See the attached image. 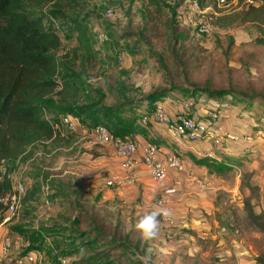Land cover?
<instances>
[{"label": "rangeland", "instance_id": "obj_1", "mask_svg": "<svg viewBox=\"0 0 264 264\" xmlns=\"http://www.w3.org/2000/svg\"><path fill=\"white\" fill-rule=\"evenodd\" d=\"M159 1L160 11L149 0H80L76 9H67L73 17L89 20L98 39L92 63L82 53H74L79 48L75 24L55 14L52 5L30 9L39 15L44 12L46 29L60 35L62 46L53 52L60 62L59 80L75 82L78 90L73 99L63 101L53 95L41 101L50 108L47 117L59 120L60 141L37 143L26 160L11 159L1 166L26 189L42 188L41 198L24 204L11 223L17 235L25 230L21 240L31 242L28 250L35 254V264H89L85 258L107 248L93 231V220L109 233L139 238L135 222L153 208H161L156 204L161 198L167 199L163 208L174 223L160 217L157 237L146 241L145 255H151L154 264H260L258 258L264 255V101L258 96H264V45L256 38L264 36V27L217 25L216 16L243 7L239 0H229L226 6L208 9L212 29L200 34L194 0ZM108 10L114 14L109 16ZM190 16L194 23L188 21ZM157 89L171 92L143 101ZM209 90L221 93L213 97ZM244 93L250 97L240 95ZM188 99L196 106L191 116L205 124L210 122L208 112L220 109L226 116L224 132L236 135V144L250 136L248 146L234 153L226 147L233 142L227 140L224 146L213 145L214 155L209 157L195 144L198 152L191 149L185 156L193 174L169 175L156 182L142 162L126 171L110 146L87 148L81 139L92 135L99 123L120 128L135 122L138 129L153 133L149 142L184 155L187 152L181 148L185 146L173 139L169 125L155 118L154 107L160 104L172 116ZM144 115L149 117L148 124L143 122ZM66 118L74 121L78 132L70 129ZM226 154L233 163L223 158ZM199 158L211 168L202 166ZM115 173L134 180L109 186L107 181ZM204 179L209 181L208 188L200 185ZM92 262L106 264L101 257H93Z\"/></svg>", "mask_w": 264, "mask_h": 264}, {"label": "trees", "instance_id": "obj_2", "mask_svg": "<svg viewBox=\"0 0 264 264\" xmlns=\"http://www.w3.org/2000/svg\"><path fill=\"white\" fill-rule=\"evenodd\" d=\"M79 1L0 0V197L8 194L13 188V180L9 176V172L3 171L1 167L3 164L11 159L26 160L33 153L37 143L61 140L56 127L59 120L47 117L50 108L41 101L53 95L58 96L63 101L73 99L78 95L75 82L68 79L59 80L62 75L60 62L53 52L62 46L60 35L55 31L46 29L44 12L39 15L30 9L39 10L44 6L52 5L55 14L68 18L75 24L79 48L74 53L76 55L82 53L86 60L92 63L97 58L96 44L98 39L90 22L73 17L67 10L76 9ZM149 2L154 10H161L159 0H149ZM199 3L202 7H207L212 1L199 0ZM239 4L243 6L241 9L216 16L215 23L221 27L245 23L255 24L259 29L264 27V0H255V4H248L246 0H239ZM256 41L264 45V36L257 37ZM170 92L169 89H157L151 97H146L143 101L150 102L155 97L161 98ZM209 92L213 97L219 96L221 93L217 90H209ZM240 95L250 97L245 93ZM251 97H255V95ZM258 97L264 101V96ZM143 101L137 100L136 102L138 105H143ZM156 107H154L155 110ZM180 111L181 106L177 113ZM187 114L191 115V110ZM76 128L75 124L74 132H78ZM107 128L116 135L132 139L136 143V134L145 133L135 126V122L126 123L120 128L115 125L113 127L107 126ZM191 143L193 145L199 144L200 151L205 152L206 145L204 143ZM247 146L246 141H241L238 144L228 143L226 147L231 152L239 153V149H245ZM232 147L237 150L233 151ZM189 153L182 155L177 152L184 161L187 159L185 156ZM141 155L142 153H139V156ZM223 158L233 163V158L229 154ZM197 161L202 166L208 168L212 166L204 158H199ZM185 163L187 167H191L189 162ZM226 163L224 165L228 164ZM238 164L241 165V160H238ZM217 171L223 172L220 168H217ZM41 195L42 188L40 186L26 189L23 204L38 201ZM6 210L7 206L0 203V224ZM92 225L97 238H101L107 248L85 258L84 262L92 264L93 257H101L106 260V264H142L139 257L146 254L145 245L147 242L143 241L141 237L134 240L131 238L130 232H128L130 234L109 233L102 223L96 224L95 220L92 221ZM258 261L260 264H264V255L260 256ZM73 264H81V262H74Z\"/></svg>", "mask_w": 264, "mask_h": 264}, {"label": "built area", "instance_id": "obj_3", "mask_svg": "<svg viewBox=\"0 0 264 264\" xmlns=\"http://www.w3.org/2000/svg\"><path fill=\"white\" fill-rule=\"evenodd\" d=\"M212 1L207 7H202L199 0H194L193 7L195 9L197 19L196 26L200 34H208L212 29V14L208 13V9L212 6H226L229 0H208ZM248 4H255V0H246ZM114 10H108V15L112 16ZM191 16L188 18L189 22L194 23L195 19ZM181 111L176 114L175 117L169 115L166 109L159 105L156 107L154 116L159 122L169 125V133L178 143L187 142H202L206 145L204 154L209 157H213L214 150L213 145L224 146L227 140L232 142H238L239 138L234 134H227L224 132L223 113L220 109H212L208 112L210 122L208 124L202 123L196 120L187 112L195 107V102L188 99L181 103ZM172 117V118H171ZM148 116H143V122L148 124ZM66 123L71 130H75V124L73 120L66 118ZM250 136L242 138L240 141H247ZM87 148L97 146H110L116 156L122 160V168L127 170H133L140 162H142L149 172V176L156 182L164 181L168 178L171 171L177 173H189L193 174V171H189L184 159L177 153L171 152L159 158L160 148L153 142H148L144 145L142 155L139 156V147L137 143L132 139H127L116 135L110 131L105 124L99 123L94 126L93 133L90 136H83L81 138ZM210 144L208 145L207 143ZM13 180L12 190L5 196L0 197V203L7 206V210L3 215L1 224H7L13 221V219L19 214L23 208V198L26 193V187L22 182ZM134 178L123 177L119 173H115L107 181L109 186L115 184L130 183ZM203 188H208L209 181L204 179L200 182ZM167 203L166 198L157 200L156 204L163 208ZM163 221L173 224L174 219L169 213L167 217L162 216ZM11 248V239H7L1 244L3 254L9 252ZM37 261L35 254L32 250H27L24 256L16 258L14 264H35Z\"/></svg>", "mask_w": 264, "mask_h": 264}, {"label": "crops", "instance_id": "obj_4", "mask_svg": "<svg viewBox=\"0 0 264 264\" xmlns=\"http://www.w3.org/2000/svg\"><path fill=\"white\" fill-rule=\"evenodd\" d=\"M192 112H191V114H192ZM171 115H172V117H175V114L173 112H172ZM204 117L208 118L206 114L204 115ZM229 130L234 132V128L233 127H230ZM141 131H144L145 133H141L140 132L139 136H137V134L135 136V139L138 141L137 143L139 145V153H142L143 147L148 142V139L153 137V133H151L152 135H149V132H151L150 130H147V131L146 130H141ZM140 136L142 137L143 140L140 139ZM182 144L185 146V148H181L184 151L192 152L193 149L197 151L195 146H193V144L190 143V142L182 143ZM159 147L161 149L160 152H159V158H163L166 154H169V153L172 152V151L170 152V150H168L165 146L160 145ZM199 148L201 149V147H199ZM200 152L204 153L202 151H200ZM147 174L149 175L148 171H147ZM177 174H179V173H177L175 171H171V173H170V175H177ZM19 215H20V213H19ZM15 218H17V217H15ZM15 218L13 219V221L15 220ZM13 221H11L10 223L4 224V225L0 224V263L1 264H14L16 262V258L19 257V256L25 255L26 251L28 249H30V247H31V245H30L31 242H24L25 239L21 240L22 238H25V235H24L25 234V230L20 229V231H22V233L20 235H17L16 229H14L15 230L14 231L11 228V223H13ZM8 238L11 239V248H10L8 253L3 254L2 249H1V244H2V242L7 240Z\"/></svg>", "mask_w": 264, "mask_h": 264}, {"label": "clouds", "instance_id": "obj_5", "mask_svg": "<svg viewBox=\"0 0 264 264\" xmlns=\"http://www.w3.org/2000/svg\"><path fill=\"white\" fill-rule=\"evenodd\" d=\"M169 210L164 208H153L152 210L141 215L134 224V230L139 232L143 241H151L159 233L160 217H167ZM142 264H154L151 255L140 256Z\"/></svg>", "mask_w": 264, "mask_h": 264}]
</instances>
